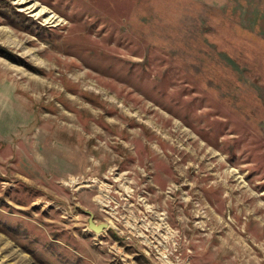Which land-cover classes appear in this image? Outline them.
Instances as JSON below:
<instances>
[{
	"label": "rangeland",
	"instance_id": "obj_1",
	"mask_svg": "<svg viewBox=\"0 0 264 264\" xmlns=\"http://www.w3.org/2000/svg\"><path fill=\"white\" fill-rule=\"evenodd\" d=\"M111 167L179 264H264V0H0V264H159L90 226Z\"/></svg>",
	"mask_w": 264,
	"mask_h": 264
},
{
	"label": "built area",
	"instance_id": "obj_2",
	"mask_svg": "<svg viewBox=\"0 0 264 264\" xmlns=\"http://www.w3.org/2000/svg\"><path fill=\"white\" fill-rule=\"evenodd\" d=\"M74 178H69L68 182L75 181ZM76 180L93 189L92 200L104 215L103 232L113 228L118 239L140 247L159 264H179V254L175 253L176 232L165 210L150 201L145 184H136L117 167H111L100 178L77 177Z\"/></svg>",
	"mask_w": 264,
	"mask_h": 264
},
{
	"label": "water",
	"instance_id": "obj_3",
	"mask_svg": "<svg viewBox=\"0 0 264 264\" xmlns=\"http://www.w3.org/2000/svg\"><path fill=\"white\" fill-rule=\"evenodd\" d=\"M90 226L97 231H102L106 228V224L104 222L97 224L93 221V219H90Z\"/></svg>",
	"mask_w": 264,
	"mask_h": 264
},
{
	"label": "bare ground",
	"instance_id": "obj_4",
	"mask_svg": "<svg viewBox=\"0 0 264 264\" xmlns=\"http://www.w3.org/2000/svg\"><path fill=\"white\" fill-rule=\"evenodd\" d=\"M97 231V230H96ZM97 232H99V231H97Z\"/></svg>",
	"mask_w": 264,
	"mask_h": 264
}]
</instances>
